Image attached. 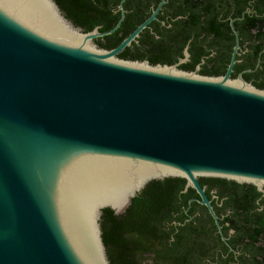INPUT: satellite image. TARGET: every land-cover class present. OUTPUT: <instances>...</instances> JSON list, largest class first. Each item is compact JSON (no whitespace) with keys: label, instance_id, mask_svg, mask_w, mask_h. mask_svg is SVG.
I'll use <instances>...</instances> for the list:
<instances>
[{"label":"water","instance_id":"1","mask_svg":"<svg viewBox=\"0 0 264 264\" xmlns=\"http://www.w3.org/2000/svg\"><path fill=\"white\" fill-rule=\"evenodd\" d=\"M123 1L100 32L54 0H0V264H110L102 209L151 180L184 178L220 233L198 177L264 193V90L230 78L238 43L221 76L177 68L187 48L173 65L118 58L166 0L101 48Z\"/></svg>","mask_w":264,"mask_h":264},{"label":"flooded vegetation","instance_id":"2","mask_svg":"<svg viewBox=\"0 0 264 264\" xmlns=\"http://www.w3.org/2000/svg\"><path fill=\"white\" fill-rule=\"evenodd\" d=\"M155 1L148 0L151 3L148 16L160 0L156 4ZM191 8L197 12L198 26L193 31L189 30L188 34L180 23L183 20L186 23ZM125 13L126 9L124 18ZM179 27L181 32L178 31ZM141 32L154 39V44L160 41L167 45L164 44L174 60L164 63L166 65L177 64L185 57L184 50L187 48L188 58L179 63L177 68L195 71L201 75H224L234 46L238 43L230 78L241 76L245 81L264 90V0H166L156 14V19ZM141 32L123 50L148 48V43H141ZM95 39L93 41L97 44ZM178 48L180 54L172 51ZM181 65L192 67L182 69ZM200 178L205 181L201 183ZM208 178L198 177V181L218 217L221 233L207 207L196 201L199 195L193 188L192 192H188L190 194L186 205L178 201L174 205L176 207L170 210V216L174 218L167 222V232L173 235L174 232H179L178 226L183 227L181 235L186 236L182 237V242L190 247L191 256L194 257L186 264H250L253 253L250 227L264 222V193L260 192L258 196L250 198L251 195L245 193L246 189L236 193L227 184L224 186L223 183L206 181ZM188 188L185 191L181 189V192H187ZM236 188L238 187H235V191H238ZM176 217L178 218L175 219ZM188 222L197 224V229H204L207 234L189 237L185 229L188 228ZM231 222L236 223L230 226ZM170 224L176 227L173 231ZM222 235L225 239H222ZM254 244L263 245L264 234L259 235V241ZM262 256L264 253L257 255L261 263ZM149 264H154L153 259H149Z\"/></svg>","mask_w":264,"mask_h":264},{"label":"trees","instance_id":"3","mask_svg":"<svg viewBox=\"0 0 264 264\" xmlns=\"http://www.w3.org/2000/svg\"><path fill=\"white\" fill-rule=\"evenodd\" d=\"M63 12L75 26L83 31H90L98 26V31L102 32L112 28L117 22L120 11L118 10L119 0H54ZM158 0L155 1V4ZM150 2L148 0H125L123 5L126 9L125 18L120 26L111 34L96 38L97 45L104 49H110L116 46L125 36H127L141 21L150 13ZM185 20L180 23L186 33L193 31L198 26L197 12L193 8ZM181 32V28H178ZM141 43H148V48L140 50H123L117 54L118 58L125 60H146L151 65L164 64L171 62L174 58L169 54L167 45L155 40L141 32ZM151 44V45H150ZM166 46H165V45ZM175 53L180 54V49H173ZM170 50V52H172ZM192 66H183L182 69H190ZM205 178V177H203ZM200 182L203 183L205 179ZM206 181L213 183H223V185L232 188L234 192L246 189L245 193L250 194V198L256 197L260 191L249 183H238L234 180H228L219 177H209ZM186 180L182 177H166L164 179L151 180L131 198L129 205L119 213H115L109 207L102 209L100 217L101 235L106 248L110 264H146L145 261L153 259V263L186 264L191 256L190 247H186L182 242L181 235L183 227L178 226L179 232L173 235L168 234L166 229L167 222L174 217L170 216V210L178 201L187 204L189 197L187 192H181ZM235 187L238 191H235ZM183 200H181V198ZM231 200V199H230ZM229 203V202H227ZM176 217L175 219H177ZM236 222H231L234 226ZM264 222H258L250 227V237L253 238L252 259L250 264H264L257 257L264 253V244L256 246L254 243L259 241V235L264 234ZM173 231L176 227L170 224ZM188 236L196 234L205 235L204 229H197V224L188 222L186 224ZM227 228V227H226ZM149 263V262H148Z\"/></svg>","mask_w":264,"mask_h":264},{"label":"rangeland","instance_id":"4","mask_svg":"<svg viewBox=\"0 0 264 264\" xmlns=\"http://www.w3.org/2000/svg\"><path fill=\"white\" fill-rule=\"evenodd\" d=\"M148 262H149V260H147V262L145 261L146 264H149Z\"/></svg>","mask_w":264,"mask_h":264},{"label":"bare ground","instance_id":"5","mask_svg":"<svg viewBox=\"0 0 264 264\" xmlns=\"http://www.w3.org/2000/svg\"><path fill=\"white\" fill-rule=\"evenodd\" d=\"M116 197H118V196H116ZM116 197H115V199H116Z\"/></svg>","mask_w":264,"mask_h":264}]
</instances>
